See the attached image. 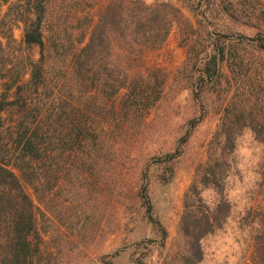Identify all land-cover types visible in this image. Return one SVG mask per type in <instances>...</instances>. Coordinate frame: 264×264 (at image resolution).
Masks as SVG:
<instances>
[{
    "label": "trees",
    "instance_id": "16d2710c",
    "mask_svg": "<svg viewBox=\"0 0 264 264\" xmlns=\"http://www.w3.org/2000/svg\"><path fill=\"white\" fill-rule=\"evenodd\" d=\"M215 1L216 11L231 21L245 26L255 20L264 23V8L259 9L255 0ZM99 4L102 10L93 13ZM213 4V0H190L184 7L174 0H0V80L6 81L0 116L17 109L10 127L0 117V264H38L41 248L36 241L48 234L41 208L47 200L61 189L69 195L126 166L118 157L125 148L136 149L170 80L154 55L175 26L182 32L184 25L195 28L193 19L199 26L208 21ZM186 8L193 19L185 15ZM19 25H24L25 48L38 49L40 55L38 60L29 58L22 68L13 60ZM190 66L196 70L190 71ZM184 71L191 73L196 91L210 88L216 95L219 122L207 147V161L197 167L185 195L179 245L170 264H202L206 242L226 228L234 212L227 187L240 140L250 134L264 146V35L220 34L200 62L192 65L189 54L178 74ZM27 73L30 79L22 84ZM241 76L243 91H236L233 80ZM202 120L194 121L191 130ZM189 135L190 131L174 154L151 157L153 164L163 167L159 176L163 183L175 177ZM141 182L133 200L155 230L158 246L165 248L170 235L156 216L146 172H141ZM208 192L215 195L214 201L204 198ZM240 229L256 242L253 262L243 264H264V221L257 237L247 218Z\"/></svg>",
    "mask_w": 264,
    "mask_h": 264
},
{
    "label": "rangeland",
    "instance_id": "374dc122",
    "mask_svg": "<svg viewBox=\"0 0 264 264\" xmlns=\"http://www.w3.org/2000/svg\"><path fill=\"white\" fill-rule=\"evenodd\" d=\"M255 1L259 9L264 8V0ZM174 2L180 7L190 5V0ZM213 3L212 7L217 2L213 0ZM102 7L103 4H99L93 13L98 14ZM214 8L209 20L200 26L189 10L184 9L185 15L193 19L195 28L184 25L181 32V28L175 26L163 49L154 55V61L167 71L170 80L162 101L146 122L136 149L130 152L125 148L118 157L119 163L126 166L104 173L97 182L92 179V185L76 188L69 195L61 189L42 207L32 188L26 185L36 205L46 213L42 227L48 234L42 233L43 240L36 241L41 248L38 264L171 263L179 245L178 229L185 195L195 179L197 167L207 161V147L219 122L215 114L216 95L211 94L210 88L196 91L191 73L184 71V75H179L178 72L184 70L189 54L192 65L200 62L220 34L249 38L264 35V23L255 20L245 26ZM14 34L17 41L14 64L22 68L28 65L29 58L38 60L39 50L30 52L23 45L24 25L17 26ZM189 70L196 69L190 66ZM29 79L27 73L22 84ZM5 82L0 80V101ZM233 85L236 91H243L244 77L234 79ZM0 117L6 128L10 127L17 119V109L9 108ZM202 117L201 123L191 130L192 123ZM189 131L183 155L176 163V175L170 182L163 183L159 179L163 167L150 159L174 154ZM142 171L149 175L150 198L156 216L170 235L165 248L158 246L155 230L143 217L139 202L133 200V195L141 189ZM227 193L234 212L226 228L206 242L202 264H243L244 260L253 262L255 258V239L250 241L248 232L240 229V222L247 218L253 237H257L258 226L264 221V146L250 134L240 140ZM204 198L211 202L215 195L208 192Z\"/></svg>",
    "mask_w": 264,
    "mask_h": 264
}]
</instances>
